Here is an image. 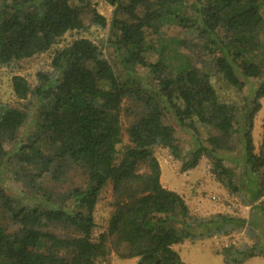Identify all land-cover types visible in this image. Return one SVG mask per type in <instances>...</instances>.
<instances>
[{
  "label": "trees",
  "instance_id": "obj_1",
  "mask_svg": "<svg viewBox=\"0 0 264 264\" xmlns=\"http://www.w3.org/2000/svg\"><path fill=\"white\" fill-rule=\"evenodd\" d=\"M102 1L111 17L89 5L86 21L72 0H0L2 67L90 26L106 30L111 48L107 57L76 37L52 51L34 85L12 75L18 103H0V264H99L112 250L135 264H187L173 245L242 229L250 243L215 253L225 264L264 257V122L257 148L252 137L264 96V0ZM168 26L180 36H165ZM157 146L180 172L206 159L249 217L192 213L162 185ZM107 186L110 214L94 237Z\"/></svg>",
  "mask_w": 264,
  "mask_h": 264
},
{
  "label": "rangeland",
  "instance_id": "obj_2",
  "mask_svg": "<svg viewBox=\"0 0 264 264\" xmlns=\"http://www.w3.org/2000/svg\"><path fill=\"white\" fill-rule=\"evenodd\" d=\"M73 4L79 6L83 17L87 21V6L91 5L100 14L109 19L112 14V6L108 5L102 0H72ZM165 36H180L179 27L168 26L163 28ZM76 37H87L103 48V52L107 57L111 56V48L106 45V30L98 29L95 26H90L86 31H71L66 33L58 42L51 47V50L36 55L30 59L20 60L10 67L0 66V103L6 105H16L18 102L14 98L10 86V79L13 74L23 75L31 85L35 84L36 72L40 70L49 69V60L52 51L55 48L61 47L69 43ZM261 108L255 116V128L252 131V137L255 147L259 145L261 138V124L264 122V101L262 100ZM166 121H169L168 119ZM122 129L126 125L124 117L121 118ZM172 123V121H171ZM32 130V125L24 127V132L28 133ZM127 143L125 133H122L121 145ZM154 155L157 158L160 169V181L163 186L178 192L184 197L185 202L190 208V211L198 216H207L213 213H228L238 215L240 217H249V207L244 206L238 202L237 199L229 195L221 185L216 182L213 176L209 173V164L206 159L200 160L198 165L188 171L180 172V163L175 160L165 147L157 146L154 148ZM3 186L9 192H14L18 188V184L5 175L3 177ZM20 189V188H19ZM111 191L110 186H107L100 194L99 200L95 209L96 226L93 232L94 237L99 233L105 231L107 219L110 214L111 206ZM259 234L260 230L257 229ZM195 244L191 246L190 253L182 250L185 246L182 244H175L173 248L178 252L182 261L187 264H225L220 255L213 253L210 249H219L229 243L240 244L241 242L250 243L251 239L248 238L243 229L234 231L228 236L216 237L211 236L201 240L200 245ZM203 246L204 248H202ZM190 247V246H189ZM206 248V249H205ZM210 248V249H209ZM123 252V250H120ZM135 258H121L116 251H111L109 257L99 264H135ZM97 264V263H96ZM241 264H264L263 257H250L244 260Z\"/></svg>",
  "mask_w": 264,
  "mask_h": 264
},
{
  "label": "crops",
  "instance_id": "obj_3",
  "mask_svg": "<svg viewBox=\"0 0 264 264\" xmlns=\"http://www.w3.org/2000/svg\"><path fill=\"white\" fill-rule=\"evenodd\" d=\"M262 100L264 101V96L260 99V103L262 102ZM261 105H262V103H261ZM260 108H261V107H260ZM254 128H255V119H254V123H253V129H254ZM262 199L264 200V195H263ZM246 218H248V216H247ZM196 242H197V244L200 245L201 240L196 241ZM193 243L195 244L194 241H189V240H186V241L180 243V244H182V245L185 244V246L182 248V250L184 251V253H186V252L190 253V251H192V250H191V246L193 245ZM189 246H190V247H189ZM201 247L204 248L203 246H201ZM205 249H206V248H205ZM209 249H210V248H209ZM210 251H212L213 253H215V249L212 250V248H211ZM253 257H257V256H253ZM259 257H261V256H259ZM263 258H264V257H263ZM193 264H194V263H193Z\"/></svg>",
  "mask_w": 264,
  "mask_h": 264
}]
</instances>
